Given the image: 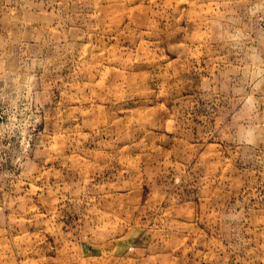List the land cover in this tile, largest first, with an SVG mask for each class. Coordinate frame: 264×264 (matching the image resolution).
Returning a JSON list of instances; mask_svg holds the SVG:
<instances>
[{"label": "rangeland", "instance_id": "374dc122", "mask_svg": "<svg viewBox=\"0 0 264 264\" xmlns=\"http://www.w3.org/2000/svg\"><path fill=\"white\" fill-rule=\"evenodd\" d=\"M0 264H264V0H0Z\"/></svg>", "mask_w": 264, "mask_h": 264}, {"label": "bare ground", "instance_id": "6f19581e", "mask_svg": "<svg viewBox=\"0 0 264 264\" xmlns=\"http://www.w3.org/2000/svg\"><path fill=\"white\" fill-rule=\"evenodd\" d=\"M83 60V59H82ZM101 65V64H100ZM103 85H104V83H103Z\"/></svg>", "mask_w": 264, "mask_h": 264}]
</instances>
